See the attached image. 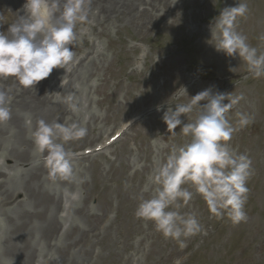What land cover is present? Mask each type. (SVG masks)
<instances>
[{
	"label": "rangeland",
	"instance_id": "obj_1",
	"mask_svg": "<svg viewBox=\"0 0 264 264\" xmlns=\"http://www.w3.org/2000/svg\"><path fill=\"white\" fill-rule=\"evenodd\" d=\"M238 2L249 8L239 31L264 51V0H128V8L117 10L91 4L92 23L77 29V62L44 79V105L15 107V123L0 124V264H21L12 251L23 241L24 264H264V77L246 78L244 62L218 51L212 37L220 11ZM3 84L13 90L14 102L22 90H36L14 78ZM181 86L189 97L209 88L242 94L229 118L235 121L236 112L253 117L229 142L252 161L247 220L218 218L196 195L182 211L197 215L202 232L184 247L135 215L154 167L173 145L189 139L180 126L169 133L162 119L166 108L156 110ZM26 113L33 125L44 119L86 127L84 138L66 145L75 153L104 142L132 117L139 119L109 149L76 156L71 177L52 181L24 124Z\"/></svg>",
	"mask_w": 264,
	"mask_h": 264
},
{
	"label": "clouds",
	"instance_id": "obj_2",
	"mask_svg": "<svg viewBox=\"0 0 264 264\" xmlns=\"http://www.w3.org/2000/svg\"><path fill=\"white\" fill-rule=\"evenodd\" d=\"M91 3L92 0H25L23 15L0 13V79L14 78L23 88L35 89L53 69L69 71L77 62L74 44L78 26L92 23ZM248 12L246 2L223 8L214 20L212 37L218 51L228 57L238 56L244 62L246 78L250 75L258 79L264 77V51L250 45L247 36L239 31V21ZM259 39L264 41V35ZM184 97L189 98L187 102ZM13 98L11 88L0 89V124L11 120ZM225 99L228 103H224ZM242 99V94L232 96L210 88L189 97L186 87L181 86L167 106H156L157 111L166 108L162 119L169 133L175 135L180 126L189 139L182 145H173L154 167L149 183L139 193L135 215L151 222L157 232L177 241L180 247L202 232L197 215L182 211L196 195L218 218L227 216L233 224L247 220L245 205L252 161L229 143L253 120L243 112H236L235 121L230 120L229 113ZM189 114L194 115L186 122ZM24 124L49 178L56 181L71 177L77 153L66 145L84 138L87 128L77 122L49 123L44 119L33 125L31 113L25 114Z\"/></svg>",
	"mask_w": 264,
	"mask_h": 264
},
{
	"label": "bare ground",
	"instance_id": "obj_3",
	"mask_svg": "<svg viewBox=\"0 0 264 264\" xmlns=\"http://www.w3.org/2000/svg\"><path fill=\"white\" fill-rule=\"evenodd\" d=\"M112 2V5L110 8L105 7V3ZM102 3V6L99 3ZM25 3V0H0V6L4 7L6 10H11L13 16L16 14L23 15V5ZM97 3L99 5L100 10H117L116 8H128V0H92V3ZM130 6H132V1H130ZM123 9V10H124ZM5 13V11H3ZM8 27L7 23L4 25V29ZM3 82H6V79H0V89H5ZM43 80H41L40 84H36L34 87L36 90H29V91H23L19 94V101L18 102H12L11 109L16 108H22L23 109H29L32 108V105L34 103H37V105H44L45 100L47 99V96L44 94V92L47 91V87H45L44 90H41L43 88V84L47 85V83ZM3 84V86L1 85ZM11 124L15 123L14 115L12 114V118L10 120ZM106 141V140H105ZM21 196V193H17L16 199H18ZM52 229L51 225L46 226V228L43 229L42 232V238L47 239L50 231ZM49 238V237H48ZM28 244H26L24 241L20 245L19 248L15 247L14 251H12L20 260L21 264H24V262L27 263V260H25L24 255L27 252ZM26 249V250H25ZM13 250V249H12ZM28 259V258H27ZM25 263V264H26Z\"/></svg>",
	"mask_w": 264,
	"mask_h": 264
}]
</instances>
